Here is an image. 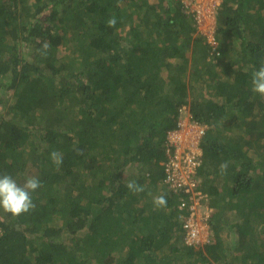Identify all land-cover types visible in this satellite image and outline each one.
Segmentation results:
<instances>
[{
  "label": "trees",
  "instance_id": "16d2710c",
  "mask_svg": "<svg viewBox=\"0 0 264 264\" xmlns=\"http://www.w3.org/2000/svg\"><path fill=\"white\" fill-rule=\"evenodd\" d=\"M185 7L0 0V95L11 94L0 97V175L42 183L33 210L0 211V264H264V99L250 90L264 0H223L220 57ZM187 105L208 128L197 178L213 242L203 247L186 243L184 193L165 183L166 137ZM154 194L167 205L155 208ZM223 237L238 240L230 249Z\"/></svg>",
  "mask_w": 264,
  "mask_h": 264
},
{
  "label": "built area",
  "instance_id": "2783aa9c",
  "mask_svg": "<svg viewBox=\"0 0 264 264\" xmlns=\"http://www.w3.org/2000/svg\"><path fill=\"white\" fill-rule=\"evenodd\" d=\"M208 8V16H213L211 8L219 7L217 0L212 1ZM203 12V11H202ZM204 15V13H202ZM214 47L215 41L208 39ZM215 50V48H214ZM184 112V108L180 113ZM207 126L193 120L190 113L180 117L176 129L167 134L165 147L167 160L164 163L165 183L176 192H183L180 198V210L187 215H180L182 228L185 230V241L188 245L198 247L208 239V221L213 209L206 206L201 213V204L205 196L198 190L200 181L197 178L198 169L202 165L203 150L201 143L207 133ZM204 203V202H203Z\"/></svg>",
  "mask_w": 264,
  "mask_h": 264
},
{
  "label": "clouds",
  "instance_id": "9594fccd",
  "mask_svg": "<svg viewBox=\"0 0 264 264\" xmlns=\"http://www.w3.org/2000/svg\"><path fill=\"white\" fill-rule=\"evenodd\" d=\"M220 6L221 4L219 5L218 8H220ZM217 12L218 11H216L215 13V17H217L216 16ZM209 17L213 18L214 15ZM116 23L117 20L113 16L108 19L107 26L115 27ZM214 24L215 26H217V20H215ZM197 30H198V34L200 33L201 35L205 36L204 34L199 32V29ZM216 41L217 42H215V46L213 47L209 43L208 38L206 37L205 44L209 45L210 48L212 49L211 55L215 53L216 57H220L221 54L219 50V41L217 40V38ZM47 48H48V44L47 42H45L43 45V49L45 50V53ZM250 90L254 96H259L261 99H264V60L261 61V66L251 73ZM81 153L82 150L77 149V154H81ZM50 159L55 165L60 166L63 163V153L59 151H52L50 153ZM227 166H228L227 163H222L220 165L221 171L223 172L224 170H226ZM41 186H42L41 181L35 176H28L23 183H18L16 179H14L13 177L7 174L0 175V211H2L5 214L11 215L13 217H18L24 213L29 212L30 210H33L35 208V204L32 199V193L35 192ZM126 188L133 194H137L144 191V187L142 185H139L136 181H128L126 183ZM153 205L155 208L165 207L167 205L166 197L164 195L155 196L153 198ZM208 206L213 209L212 215L208 221V239L206 243L198 247H203L206 244H211L210 242L211 232H210L209 222L213 216L214 208L209 204Z\"/></svg>",
  "mask_w": 264,
  "mask_h": 264
},
{
  "label": "rangeland",
  "instance_id": "374dc122",
  "mask_svg": "<svg viewBox=\"0 0 264 264\" xmlns=\"http://www.w3.org/2000/svg\"><path fill=\"white\" fill-rule=\"evenodd\" d=\"M185 1H186L185 3L188 5V8H186L185 12L188 13V14L189 13H191V14L194 13L195 14L194 16H195V19L197 20V26H198L199 32L204 34L208 39H212V41L217 42L216 41V36H215L217 34V26H215L214 20L211 17L208 16V12H207L208 8L210 7V5H209L210 1L212 2V1H215V0H185ZM217 2L220 5V4H222L223 0H217ZM216 9L218 11L219 8H217V7H215V9L211 8L213 13L215 12ZM202 13H204V15ZM197 35H198V30L195 32V37ZM62 51L65 53V57L71 55L70 52L66 49V47H64ZM188 58H190V56ZM189 67H191V62L189 64ZM205 91H207V90H205ZM205 95L206 94L202 93V97L205 96ZM10 96H11V94L7 93L6 91L3 92V94L0 95L1 99L3 98L6 101H8L9 98H11ZM195 97L196 96H194V95L192 96V98H195ZM8 103H10V102L8 101ZM190 110H191L190 105L185 106V110H184V114L185 115L183 117H186L188 115V113H190ZM1 111H4V108H3L2 105H0V112ZM39 127L40 126H37V128H39ZM133 171H135V170H132L131 172H133ZM152 192L153 193L154 192L157 193V189L154 186L152 188ZM155 195L156 194H154V197H155ZM206 204H207V202H205V203L202 202V204H201L202 207L200 208V211L203 214L206 211V209H205L206 206H204ZM56 225H58V223H56ZM223 239H224L225 243L230 245V246L228 245V247H230V249L232 248L231 246L234 245V243H235L234 241L238 240L237 237H232V238L231 237H223ZM210 242L211 243L213 242L212 234H211Z\"/></svg>",
  "mask_w": 264,
  "mask_h": 264
},
{
  "label": "crops",
  "instance_id": "0c3cea01",
  "mask_svg": "<svg viewBox=\"0 0 264 264\" xmlns=\"http://www.w3.org/2000/svg\"><path fill=\"white\" fill-rule=\"evenodd\" d=\"M183 2H184V4H185V6H187V8H188V5L185 3L186 1L185 0H183ZM210 3H211V1H210ZM186 8V7H185ZM217 16V15H216ZM213 20H214V22H215V20H217L216 19V17H215V13H214V17L212 18ZM196 20V19H195ZM196 25H197V20H196ZM184 108V110H185V106L184 107H182L181 109H183ZM180 109V110H181ZM180 113V112H179ZM185 114H184V112H182V113H180V117L182 116H184Z\"/></svg>",
  "mask_w": 264,
  "mask_h": 264
}]
</instances>
